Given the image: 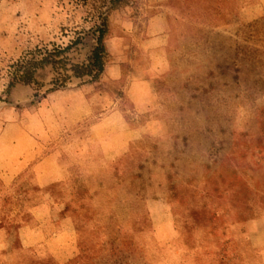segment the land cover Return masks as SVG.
Listing matches in <instances>:
<instances>
[{
    "label": "rangeland",
    "instance_id": "obj_1",
    "mask_svg": "<svg viewBox=\"0 0 264 264\" xmlns=\"http://www.w3.org/2000/svg\"><path fill=\"white\" fill-rule=\"evenodd\" d=\"M47 158L56 223L9 256ZM0 264H264V0H0Z\"/></svg>",
    "mask_w": 264,
    "mask_h": 264
},
{
    "label": "crops",
    "instance_id": "obj_2",
    "mask_svg": "<svg viewBox=\"0 0 264 264\" xmlns=\"http://www.w3.org/2000/svg\"><path fill=\"white\" fill-rule=\"evenodd\" d=\"M25 164L19 160L17 163H14L13 167H17L19 175L25 173L28 169L31 170L30 175L35 177L36 183L31 186L29 192H25L24 194L20 192V195H23L20 210L21 213L25 212L27 216H36L32 217L33 221L31 223L16 222L12 226H3V246L6 249V254H9V256L13 252L18 254V252L37 250L40 246H43L47 238H49L48 222L46 221L47 215L45 216L44 212L45 214H49L48 218L55 222L54 214L62 206L58 204L61 199H56L50 193V186L53 183L66 179L64 172L58 167L59 164L53 162L52 158L37 161L36 163L32 162L27 166ZM28 193L30 196L35 194V201L31 205L25 203Z\"/></svg>",
    "mask_w": 264,
    "mask_h": 264
},
{
    "label": "trees",
    "instance_id": "obj_3",
    "mask_svg": "<svg viewBox=\"0 0 264 264\" xmlns=\"http://www.w3.org/2000/svg\"><path fill=\"white\" fill-rule=\"evenodd\" d=\"M100 36L98 40V46L94 49L93 52V58L89 61V64H84L83 66H74L72 69L73 76H68V78L64 80H58L55 82V84H58V82H61V86H65L68 84V80H71L72 78L77 79H83L86 77H93L96 78L102 72L104 71V57H105V50L103 46V39L106 35L105 27H102L100 30ZM32 67H22V75L18 78L20 83H23L25 85L30 84H36L35 82V71L37 70V67L33 65Z\"/></svg>",
    "mask_w": 264,
    "mask_h": 264
}]
</instances>
